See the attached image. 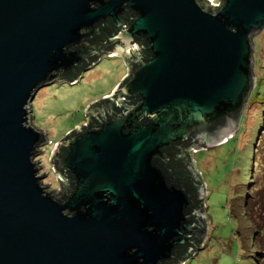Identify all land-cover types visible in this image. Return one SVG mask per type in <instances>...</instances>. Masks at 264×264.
Wrapping results in <instances>:
<instances>
[{"label": "water", "instance_id": "95a60500", "mask_svg": "<svg viewBox=\"0 0 264 264\" xmlns=\"http://www.w3.org/2000/svg\"><path fill=\"white\" fill-rule=\"evenodd\" d=\"M218 2L0 0V264H173L200 245L205 189L189 146L238 128L264 27V0ZM93 34L102 41L79 45ZM102 50L129 74L53 147L73 183L60 200L34 160L45 136L30 102Z\"/></svg>", "mask_w": 264, "mask_h": 264}, {"label": "rangeland", "instance_id": "374dc122", "mask_svg": "<svg viewBox=\"0 0 264 264\" xmlns=\"http://www.w3.org/2000/svg\"><path fill=\"white\" fill-rule=\"evenodd\" d=\"M198 3L215 7V0ZM253 38L255 85L264 79V27ZM122 57H103L79 81L54 79L36 90L29 120L45 136L34 160L47 173L48 190L58 193L64 181L50 159L53 147L66 131L87 120L85 108L91 101L110 94L123 79L130 66ZM259 95V102L249 97L238 128L227 139L206 147L189 146L193 167L204 182L201 212L206 230L200 245L180 264H264V94Z\"/></svg>", "mask_w": 264, "mask_h": 264}, {"label": "trees", "instance_id": "16d2710c", "mask_svg": "<svg viewBox=\"0 0 264 264\" xmlns=\"http://www.w3.org/2000/svg\"><path fill=\"white\" fill-rule=\"evenodd\" d=\"M210 8H212L211 6H210ZM210 8H207V10H211ZM135 15L129 10V9H125V11L123 12V15H122V17H123V21H125V23H128L129 21H130V19L131 18H133ZM106 21H108V25H107V27H110L111 29H112V33H113V31H115V28L113 27V26H111V24H110V21L108 20V19H106ZM106 24V23H105ZM115 33V32H114ZM75 46H77V45H75ZM80 46H82V44L80 45ZM72 82H74V81H72ZM262 86V87H261ZM254 92V94L253 95H249L250 96V101H253L254 100V96H255V99L258 101V99H259V97H261L259 94H260V92H262L263 94H264V79L263 78H260V79H257L256 80V83H255V85H254V90H253ZM259 102V101H258ZM260 105V104H259ZM243 118V117H242ZM86 122H89V117L87 118V120L85 121V123ZM192 157V156H191ZM251 165V164H250ZM55 167V166H54ZM250 167V166H249ZM249 167H248V171H247V174H248V176H249V173H251V171L249 170ZM56 169V168H55ZM57 170V169H56ZM252 170V169H251ZM57 172H59V175L60 176H62L63 178H64V184L62 185V190H61V197L60 198H58V199H60V200H63V199H65L67 196H68V193H70V191L72 190V177L68 174V173H65V172H63V171H59V170H57ZM251 177V176H250ZM255 189H256V187L254 188V190L253 189H251L250 190V193L253 195V193L255 192ZM252 199V198H251ZM253 200V199H252ZM202 201H203V207H205V201H204V199L202 198ZM251 206H254V204H253V202H252V204H251ZM202 207V208H203ZM202 208L200 209V210H202ZM195 249V248H194ZM194 249H193V251H194ZM192 253V252H191ZM191 255V254H190ZM188 256H186V257H184V258H182V260L179 262V261H177V262H173V264H180V263H182L184 260H186V258H187Z\"/></svg>", "mask_w": 264, "mask_h": 264}, {"label": "flooded vegetation", "instance_id": "af4514ba", "mask_svg": "<svg viewBox=\"0 0 264 264\" xmlns=\"http://www.w3.org/2000/svg\"><path fill=\"white\" fill-rule=\"evenodd\" d=\"M106 19L107 18H105L104 21H105L106 25H108L107 24L108 21H106ZM83 31H86V29H83ZM111 31H112V29L110 27H108V33L109 34H113L114 33V31H113V33ZM102 39H103L102 36H100L99 34H93V35L90 36V38L88 36H82L80 38V40H79V45H81V44H82V46H84V45H90V44L97 45L99 42L102 41ZM74 47H76V46L74 45L73 48ZM114 51L115 50H113V51H111V50H102V52H100L97 55V57H96L95 60H91V62H90L89 65H87L86 67H81L79 69L80 70V74H77L76 73L75 78L72 79V80H67L65 77H63V78H57V79H60V80L66 81V82L79 81L78 79H80V77L82 76L83 72L86 71V70H90L91 67H93L95 64H97L99 61H101L103 57H112V56L114 57V55H121V53H119V52H116L114 55H112L111 53H114ZM121 56H123V55H121ZM123 60H124V58H123ZM129 66H130V63H129ZM128 74H129V69L127 70L126 75H128ZM126 75L124 77H122L123 79H121L118 84H120L123 80H125ZM57 197L60 198L61 197V194H60V196H57Z\"/></svg>", "mask_w": 264, "mask_h": 264}, {"label": "built area", "instance_id": "2783aa9c", "mask_svg": "<svg viewBox=\"0 0 264 264\" xmlns=\"http://www.w3.org/2000/svg\"><path fill=\"white\" fill-rule=\"evenodd\" d=\"M216 2H217V3H216ZM218 3H219L218 0H215V3H214V4H215V7L217 6ZM211 7H212V6H211ZM215 7H212V9L215 10ZM56 171H57V170H56ZM40 172H43V171L41 170V167H40V169L38 170V173H40ZM44 173H45V175H47L46 172H44ZM57 175H58V177H59L60 179H62V181H63L64 178H63L62 176L59 175V172H57ZM43 180H44V177L42 178V184H47V183L45 182V180H44V181H43ZM63 184H64V181H63L62 185H63ZM62 185H61L60 189H58V194L61 192V190H62V188H63ZM64 185H65V184H64ZM48 186H49V184H47V187H46L47 189H48ZM50 189H52L53 191H55V190H54L53 188H51V187H50Z\"/></svg>", "mask_w": 264, "mask_h": 264}]
</instances>
